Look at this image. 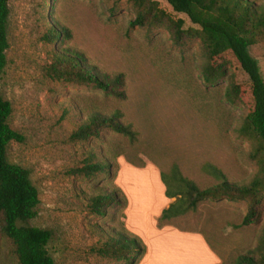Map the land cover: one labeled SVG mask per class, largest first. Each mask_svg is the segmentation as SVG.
Listing matches in <instances>:
<instances>
[{
  "label": "rangeland",
  "instance_id": "rangeland-1",
  "mask_svg": "<svg viewBox=\"0 0 264 264\" xmlns=\"http://www.w3.org/2000/svg\"><path fill=\"white\" fill-rule=\"evenodd\" d=\"M157 1L182 18L185 29L198 28L165 0ZM9 9L0 93L12 106L8 124L24 141L10 143L7 154L31 173L40 205L29 225L53 231L48 250L56 264H126L94 252L115 231L142 242L146 252L139 264L148 252L143 264H236L257 246L264 232V197L260 218L248 226L243 225L247 202L229 199L203 202L196 212L159 223L175 201L166 197L161 173L174 165L201 189L218 183L204 171L208 164L230 182L248 183L259 172L250 158L254 144L238 133L249 106L226 100L232 82L249 81L230 53L222 59L226 76L208 85L201 41L178 46L164 28H133L136 10L127 0H9ZM57 26L69 37L51 44L46 38ZM58 48L79 52L102 74H123L126 99L51 79L47 68ZM250 54L264 78V42ZM97 112H120L137 139L108 129L88 141L72 140L81 121ZM91 155L108 162L115 178L75 173ZM116 189L126 208L108 207L105 215L90 210V198ZM15 250L11 240L2 239L0 264H19Z\"/></svg>",
  "mask_w": 264,
  "mask_h": 264
},
{
  "label": "trees",
  "instance_id": "trees-1",
  "mask_svg": "<svg viewBox=\"0 0 264 264\" xmlns=\"http://www.w3.org/2000/svg\"><path fill=\"white\" fill-rule=\"evenodd\" d=\"M127 1L136 10V18L132 21L133 28H164L178 46H184L192 39L201 41L208 59L203 69L208 85H213L226 76L227 62L222 59L227 53L233 56L249 80L248 84L232 82L226 90V100L230 104L249 106V113L238 133L254 144L250 158L257 162L258 174L248 183L230 182L218 168L208 164L204 166V171L212 175L218 183L201 189L192 180L184 177L179 167L174 165L169 173H161L166 197L175 201L162 211L159 223L165 224L196 212L203 202L222 199L246 201L248 214L243 225L255 223L260 218L264 197V78L257 61L250 54V48L264 42V1L165 0L174 13L186 15L193 25L198 26L189 29L184 28L185 21L182 18H176L167 12L157 0ZM9 15V0H0V81L8 63ZM57 28H52L46 38L51 44L69 37L66 28ZM86 63L79 52L58 48L54 50V59L47 68V75L56 81L85 85L102 90L117 99H126L123 74H102ZM12 111L11 103L0 93V243L4 238L13 242L19 264H56L48 250L53 240V231L29 225L30 221L37 218L40 205L39 191L32 182L31 173L8 159L7 149L10 143L24 141L23 136L8 124ZM121 118L120 112L111 116L93 113L81 121L72 135V140L88 141L110 129L134 142L137 133L130 126L124 125ZM74 171L87 178L105 174L115 178L111 165L98 160L95 155H91L82 168ZM120 194V190L116 189L93 196L90 198L89 208L98 215H105L108 207L123 205L126 208V199L124 196L121 198ZM94 252L103 258L126 264H139L146 249L140 240L115 231L102 246L94 248ZM236 264H264V232L257 246L240 255Z\"/></svg>",
  "mask_w": 264,
  "mask_h": 264
},
{
  "label": "crops",
  "instance_id": "crops-1",
  "mask_svg": "<svg viewBox=\"0 0 264 264\" xmlns=\"http://www.w3.org/2000/svg\"><path fill=\"white\" fill-rule=\"evenodd\" d=\"M189 242H191L192 244H194V246H196L195 243H197L198 241H190V240H189ZM148 256H149V252L147 253L146 258H144V259L142 260V263H141V264H143V263L147 260V257H148Z\"/></svg>",
  "mask_w": 264,
  "mask_h": 264
}]
</instances>
